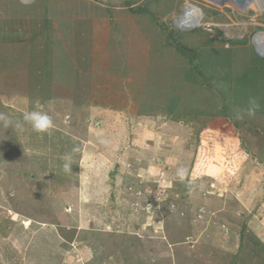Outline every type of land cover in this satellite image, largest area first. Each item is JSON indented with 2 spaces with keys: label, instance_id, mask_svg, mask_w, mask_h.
I'll return each instance as SVG.
<instances>
[{
  "label": "rangeland",
  "instance_id": "374dc122",
  "mask_svg": "<svg viewBox=\"0 0 264 264\" xmlns=\"http://www.w3.org/2000/svg\"><path fill=\"white\" fill-rule=\"evenodd\" d=\"M187 3L206 25L178 29ZM27 8L60 20L64 28L54 34L68 35L64 48L72 42L77 54L89 53L101 85L87 101L105 108L96 126L87 124L90 111L75 114L55 103L61 114L46 112L54 128L39 134L26 124L17 130L23 117L0 101V113L13 121L0 122V264H264V121L256 117L251 128L235 130L225 118L213 122L215 110L253 107L252 100L264 110L263 69L247 67L253 54L260 58L252 37L264 32L255 0L242 8L229 0H0V16ZM1 47L0 71L10 72L13 86L21 84L19 56L10 50L2 56ZM183 48L195 53L206 81L195 73L197 81H188L192 64ZM221 49L235 62L232 81ZM207 52L211 61L204 65ZM245 67L250 71L240 81ZM142 94L154 114L177 98L176 114L137 124L153 138L118 114L143 102ZM84 96L77 92L74 102ZM181 167L183 182L176 176Z\"/></svg>",
  "mask_w": 264,
  "mask_h": 264
},
{
  "label": "crops",
  "instance_id": "0c3cea01",
  "mask_svg": "<svg viewBox=\"0 0 264 264\" xmlns=\"http://www.w3.org/2000/svg\"><path fill=\"white\" fill-rule=\"evenodd\" d=\"M74 21L75 20L70 21V27L77 28L78 24H74ZM60 23V20L54 21L48 16L28 8L25 9V12L23 13L0 16V44L2 45L1 48L3 50L2 56H5L9 50L13 53L14 57H17V55L19 56L20 72L17 73V76L19 77V81H21V84L13 86L10 83V79L8 78V74H10V72L6 74V71H0V73H2V75H0V81L3 85H6L4 86V91H2L0 88L1 105H4L2 103L8 104V107L4 105L5 108H7L10 112H14L15 114L22 117L26 112L34 110L37 105L45 112L51 111L50 113L54 116L61 114L59 109L69 106L71 109L70 111H74L75 114L79 112L83 113L85 111H90V119H86L87 124H89L88 122L90 120H94L96 122V126L101 125L103 118L99 111L103 110L105 107H103L99 102L96 103L97 101H92V103H88L87 101L89 97H92L91 93L93 92L94 88L100 87L101 85V80H96L97 75L95 76V74L101 71H99V68L93 64L94 61L85 58L89 55V53L87 55H83L82 52L77 54L78 46L72 47V42L71 47L69 48H64L62 46L61 40L63 39L65 41L69 39H66L68 35L66 37L64 36V38L60 37L61 40L58 36H55L54 33L56 29L54 28H64L60 27ZM69 32H72V28L71 30L68 29L67 33L70 34ZM54 53H56L57 56L53 58ZM253 55L254 56L252 58H249L247 67L253 63L257 66L256 71L259 72V70L263 69L264 74V64H262L264 63V59L258 58L255 54ZM258 59H260L261 62ZM54 61L56 62L55 64ZM60 62L62 63V68H64L56 71L54 67ZM223 63L227 65L226 76L228 77V80L232 81V77L237 76L236 72H234L236 68L235 62H233L231 58L228 63ZM5 64L7 65V61H5ZM247 67L239 72V78L241 77L240 81L244 80L246 72L250 71V68L247 70ZM0 68H2L1 63ZM12 68L16 69L15 66H11V69ZM6 69L9 70L8 66ZM59 77H62V79L66 78L65 82H68V85H63L65 82L58 80L57 78ZM251 77L256 81L255 77ZM236 80L237 79L235 78V81ZM105 81H103V83ZM72 83L73 85H71ZM55 86H57L58 89V93L56 94L57 97H53L52 94V92L55 90ZM43 87L45 88L43 89ZM49 87L51 90L50 93L48 92ZM74 87L77 88V92L80 94H85L83 101L74 102L73 97L77 94L76 90L73 89ZM90 89L92 90L91 92H89ZM140 99L143 100V102L148 101L152 103L148 94H142ZM143 102H139V104L136 106L132 105V103H130V106L126 105L125 108L120 110L123 111V117H121L122 112L118 111L120 112L118 114L120 115V120L123 118L124 120L130 121L132 129H135L137 133H149L146 135H152L153 138L154 136L152 132L150 133L148 129H142L141 127L139 128V126H137L139 121H149L150 117L156 118V116H162L168 118L169 116L165 113L154 114V111L146 107ZM55 103L60 105L59 109L54 107ZM249 107L242 105L232 106L228 108L227 112L222 114L221 112L216 113L217 110H215V112H213L214 125H216V122L219 124L220 119L225 118L228 122L232 121L230 123V127L234 128L235 130L239 128H251L254 125L252 119H255L256 117L260 118L259 121H264V110L255 109L254 115H249ZM238 115L241 118H237ZM232 124H234V126H232ZM114 125L115 126L113 129L118 130L117 125ZM100 128V130L104 131V128ZM262 128H264V125ZM94 131H96V129H94ZM152 138L151 140H146V142L154 140ZM133 139L136 138L134 137ZM246 139L247 137L245 133L244 142ZM139 142L142 143L141 141ZM243 144L245 145V143ZM135 145L140 147L138 143ZM130 149L136 150L134 147H131ZM122 152L123 155L128 154L127 151Z\"/></svg>",
  "mask_w": 264,
  "mask_h": 264
},
{
  "label": "clouds",
  "instance_id": "9594fccd",
  "mask_svg": "<svg viewBox=\"0 0 264 264\" xmlns=\"http://www.w3.org/2000/svg\"><path fill=\"white\" fill-rule=\"evenodd\" d=\"M178 29L181 31L188 30V29L183 30L180 28ZM260 58L264 59V57L262 56H260ZM250 103L253 105V107L248 109V113L249 115H254L255 109L258 108L259 105L256 103L255 100L250 101ZM237 118H241V117H239L238 115ZM22 119H23V122H16L14 125L15 128L19 131L24 130L25 124L29 125L32 131L39 133V134L50 133V131L54 128V122H53L52 117L46 112H44L43 110H41L38 105L34 110L26 112L23 115ZM0 122L3 123L4 127H9L13 125V121L11 117H9L8 115L4 113H0ZM73 151H77V149H73ZM65 160H66L64 164L65 171H71V166H72L71 155L69 154L68 156H66ZM176 176L179 179V181L183 182L187 176V169L183 167L178 168L176 172Z\"/></svg>",
  "mask_w": 264,
  "mask_h": 264
},
{
  "label": "bare ground",
  "instance_id": "6f19581e",
  "mask_svg": "<svg viewBox=\"0 0 264 264\" xmlns=\"http://www.w3.org/2000/svg\"><path fill=\"white\" fill-rule=\"evenodd\" d=\"M20 1H22V3H27L29 0H20ZM215 2L222 3L223 0H219V1L215 0ZM255 3L258 6L259 11L263 12L264 11V0H255ZM199 12L201 13L198 7L193 6L190 3H187L183 8L180 17L177 18L176 20L177 25L181 26L182 28H201L202 26L206 24L202 22V13L199 14ZM254 43L258 51L261 53H264L263 46H262L264 43V32H260L255 35Z\"/></svg>",
  "mask_w": 264,
  "mask_h": 264
},
{
  "label": "trees",
  "instance_id": "16d2710c",
  "mask_svg": "<svg viewBox=\"0 0 264 264\" xmlns=\"http://www.w3.org/2000/svg\"><path fill=\"white\" fill-rule=\"evenodd\" d=\"M198 31V30H197ZM194 31H191V32H185V33H193ZM182 33V32H181ZM211 41H213V39L211 40ZM219 41V40H218ZM182 53H183V55L184 56H186L187 58H188V60L190 61V63L192 64L191 66H192V70H190V72L188 73V76H187V78L189 79L188 81H197L195 78H194V73L196 74V75H200V76H202V77H204V74H202L201 72H200V70L198 69L199 67H198V65L196 64V60H197V58H196V55H195V53L193 52V51H191L190 49L188 50V49H185V48H183L182 49ZM208 53L209 52H207V54H205V56H204V59H202V61H203V64L205 65V63H210L208 60H210V58L208 57L209 55H208ZM219 58H221L220 60L222 61L223 60V62H226V63H228V61L231 59V57H230V51H226V50H220V52H219ZM211 61V60H210ZM243 75H244V73H243ZM242 75V76H243ZM210 76H212V75H210ZM205 78V81L207 80V78L206 77H204ZM213 78V77H212ZM244 78V77H243ZM216 79V77L214 78V80ZM224 80V79H223ZM215 82H213L212 84H214ZM211 83H209L208 84V87H209V85H210V87L211 86H213ZM174 97V99L172 100V101H169V103H168V108L165 110V114H167L169 117L171 116V115H173V114H176V111H175V109H176V105H177V98H175V95H173V96H171V98H173ZM173 101H175V102H173ZM145 105H146V107H150L151 108V106H152V104H151V102H148V101H144L143 102ZM174 103V106H172V104ZM168 111V112H167ZM198 111H200L201 112V110H197L196 112H198ZM215 112V111H214ZM219 113V112H221L219 109H217V111H216V113ZM201 114V113H200ZM200 114H197L196 116L198 117H200L201 115ZM202 117V116H201Z\"/></svg>",
  "mask_w": 264,
  "mask_h": 264
},
{
  "label": "water",
  "instance_id": "95a60500",
  "mask_svg": "<svg viewBox=\"0 0 264 264\" xmlns=\"http://www.w3.org/2000/svg\"><path fill=\"white\" fill-rule=\"evenodd\" d=\"M229 1H231L234 5L240 8L245 7L249 2V0H229ZM180 29L186 30L187 28H180Z\"/></svg>",
  "mask_w": 264,
  "mask_h": 264
},
{
  "label": "built area",
  "instance_id": "2783aa9c",
  "mask_svg": "<svg viewBox=\"0 0 264 264\" xmlns=\"http://www.w3.org/2000/svg\"><path fill=\"white\" fill-rule=\"evenodd\" d=\"M258 33H260V32H257V33H255V34L253 35V37H252V41H253V43H254V37H255V35L258 34ZM254 45H255V43H254ZM255 46H256V45H255ZM262 46H263V50H264V43H263ZM256 53H257L259 56L264 57V53L259 52L258 49H257V47H256Z\"/></svg>",
  "mask_w": 264,
  "mask_h": 264
}]
</instances>
